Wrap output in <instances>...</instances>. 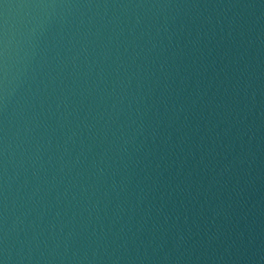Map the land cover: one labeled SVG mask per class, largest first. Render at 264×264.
<instances>
[{
    "label": "water",
    "instance_id": "obj_1",
    "mask_svg": "<svg viewBox=\"0 0 264 264\" xmlns=\"http://www.w3.org/2000/svg\"><path fill=\"white\" fill-rule=\"evenodd\" d=\"M0 264H264V0H0Z\"/></svg>",
    "mask_w": 264,
    "mask_h": 264
}]
</instances>
